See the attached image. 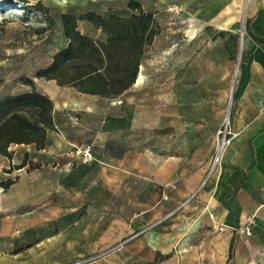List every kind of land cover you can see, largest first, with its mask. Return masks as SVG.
I'll use <instances>...</instances> for the list:
<instances>
[{
  "label": "crops",
  "instance_id": "0c3cea01",
  "mask_svg": "<svg viewBox=\"0 0 264 264\" xmlns=\"http://www.w3.org/2000/svg\"><path fill=\"white\" fill-rule=\"evenodd\" d=\"M137 1L145 12L154 13L157 22L162 10L169 12L170 4H179L182 10L175 20H187L189 26L187 35L178 39L180 52L173 46L161 52L167 62L165 95L163 99L156 94V100L165 102L166 125L159 128L156 123L144 148L149 153L139 154L133 166V173L152 185V201L118 213L111 222L115 231L109 230L101 242L123 239V244L87 264H264V0H246L245 5L244 0ZM244 15L247 27L239 51L233 28L242 27ZM207 31L210 34L205 36ZM196 43L193 51L184 50ZM177 59L181 62L175 63ZM141 76L139 70L134 86ZM37 90L54 102L55 127L48 130L42 149L12 144L11 158L0 153V181H14L0 195V264H15L22 252L15 249L14 199L8 190L31 178L47 185L51 176L60 185L62 169L74 161L73 146L90 145L93 161L120 167L126 145L115 136L135 128L133 119L110 112L105 119H71V115L97 114L99 99L55 79L37 83ZM230 92L233 135L220 163L209 173L203 153L220 149L219 131ZM118 98L108 100L113 106L117 102L119 110L128 108ZM175 107L182 109L181 119H175ZM159 135L166 137L165 147H159ZM23 161V167L17 168ZM49 194L43 190L42 198ZM25 198L20 195L18 200ZM250 216L254 217L252 235L245 227ZM215 223L224 224V229L215 231Z\"/></svg>",
  "mask_w": 264,
  "mask_h": 264
},
{
  "label": "rangeland",
  "instance_id": "374dc122",
  "mask_svg": "<svg viewBox=\"0 0 264 264\" xmlns=\"http://www.w3.org/2000/svg\"><path fill=\"white\" fill-rule=\"evenodd\" d=\"M128 1L0 0V95L29 90L31 86L23 81L26 77L32 78L35 83H47L48 79L37 78L35 74L39 69L47 67L54 54L67 44L62 32V13L71 10L78 16L87 11H95L105 18L111 15L129 17L133 10L128 7ZM245 3L246 0L244 5ZM172 4L168 6L169 12L162 10L158 15V22L154 17L155 35L152 43L145 47L143 69L142 66L139 69L142 76L138 84L134 86V83L120 95L128 108L119 110L117 102L113 106L108 100L119 99V96L92 95L99 99L97 114L88 113L82 118L70 114L71 119H105L106 114L110 112L122 116L124 114L125 119H133L134 129L115 136L120 143L123 141L126 145V159L120 162L121 166L112 163L99 164L95 161L84 164L77 154V148L73 146L70 153L74 161L68 168L62 169L60 185L55 183L51 176L47 185L40 183L37 178H31L26 183L19 182L8 190L14 199V237L17 239L15 249L22 250L15 264H52L54 261H60V264H87L102 259L116 251L124 242L123 239L108 242L110 238L101 242L103 236L107 239L109 230L115 231L116 226L111 222L117 218V214L147 206L152 201V185L133 173V166L139 154L143 157L145 153H149L144 148L149 143L150 131L156 127V123L159 128L166 125L165 102L156 100V94H161L163 99L165 95L163 84L167 62L165 53L161 52L167 46H173L176 52H180L182 45L178 39L187 35L189 26L187 20L176 22V15L180 16L181 10L171 11ZM78 28L95 40L107 39L104 30L91 22L79 20ZM199 29L201 31V28H195L196 31ZM233 30L237 35L240 51L246 28L242 29L237 25ZM195 34L196 32L189 35ZM209 34L208 31L204 32L205 36ZM196 46L197 43L193 48L185 46L184 50L191 52ZM180 62L181 59L175 61ZM73 72L72 68L67 71L68 75ZM62 79L67 81L68 76ZM235 79L236 72L231 89ZM64 86L81 89L73 83ZM231 110L230 92L224 119H229ZM181 112V108H174V114L177 116L175 119H181ZM173 122L180 124V121ZM165 143L166 137L159 135V147H165ZM176 152L182 154L180 150ZM203 154L211 173L218 151L215 148ZM160 162L162 163L163 159H160ZM18 177V174L14 176ZM43 190L51 192L48 198H42ZM20 195L27 199L18 200ZM27 196L31 199L28 200ZM25 209L29 211H24ZM111 226L114 227L112 230Z\"/></svg>",
  "mask_w": 264,
  "mask_h": 264
},
{
  "label": "trees",
  "instance_id": "16d2710c",
  "mask_svg": "<svg viewBox=\"0 0 264 264\" xmlns=\"http://www.w3.org/2000/svg\"><path fill=\"white\" fill-rule=\"evenodd\" d=\"M133 10L129 17H103L95 11L76 15L74 11L61 14L62 32L67 40L51 63L39 69L35 77L55 79L60 85L75 84L87 94L107 97L124 94L135 82L142 64L145 47L152 43L154 13L145 12L137 0H129ZM91 22L107 34L105 41L95 40L78 28V21ZM74 69L68 75V69ZM63 81L62 78H66ZM24 83L30 91L7 93L0 96V153L12 157V144H34L37 149L46 145L48 130L54 129V102L37 90L32 78ZM24 161L18 165L21 168ZM13 180L0 185L6 189ZM163 256H159V259Z\"/></svg>",
  "mask_w": 264,
  "mask_h": 264
},
{
  "label": "built area",
  "instance_id": "2783aa9c",
  "mask_svg": "<svg viewBox=\"0 0 264 264\" xmlns=\"http://www.w3.org/2000/svg\"><path fill=\"white\" fill-rule=\"evenodd\" d=\"M171 11L178 12L179 10H182L181 5L179 4H172L170 6ZM241 28L245 29L247 27V17L244 15L241 19ZM244 33V32H243ZM233 135L230 127H229V119H225L222 128L219 131V137H221V146L218 151L217 156L214 159L213 162V169L215 168L216 165H218L221 161V155L223 148L228 144L230 141V136ZM77 148V154L80 155L81 161L86 164L94 160V155L92 151V147L90 145H85L82 147L75 146ZM5 191L4 186H0V193H3ZM194 194L191 195L190 198H192ZM187 199L183 204L187 203L189 200ZM253 225H254V217L250 216L247 218L245 227L247 230L248 235H252L253 233ZM225 225L221 223H215L213 228L215 231H222L224 229ZM79 264V263H77Z\"/></svg>",
  "mask_w": 264,
  "mask_h": 264
}]
</instances>
